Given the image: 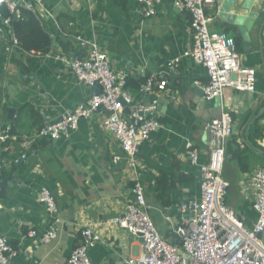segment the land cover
Listing matches in <instances>:
<instances>
[{
	"label": "crops",
	"instance_id": "0c3cea01",
	"mask_svg": "<svg viewBox=\"0 0 264 264\" xmlns=\"http://www.w3.org/2000/svg\"><path fill=\"white\" fill-rule=\"evenodd\" d=\"M43 1L37 18L52 38L49 52H26L13 45L12 30H0V131L10 127L13 137L6 144L0 140V178L6 180L0 187V236L19 252L10 264H67L85 227L102 238L89 252L94 264H124L141 255V240L112 224L134 202L135 181L144 188L157 231L179 245L176 229L185 218L181 207L200 196V170L190 163L188 150L197 149L201 164L209 162L207 126L223 112L232 116L234 130L223 172L231 184L226 202L252 228L257 213L252 208L250 177L264 168V20L253 27L249 44L243 42L238 52L242 65L257 71L255 92L231 88L223 99L206 100L201 88L208 82L205 68L183 57L195 43L191 15L174 0H162L150 18L142 15L137 0ZM207 14L213 18L212 30L228 29L231 36L241 38L236 27L217 18L213 7ZM67 35L95 42L110 58L113 70L125 72L129 80L168 81L164 91L132 93L142 103L146 98L148 103L158 101L154 117L160 124L140 149L135 169L103 126L109 115L103 110L80 121L76 131L58 141H39L23 163L7 165L21 155L23 137L75 111L98 93L97 88L79 83L56 59H81L88 53ZM177 58L180 63L172 72L169 63ZM44 188L56 199L55 217L39 201ZM32 230L37 237L29 235ZM48 231H55L57 237L44 244L39 237Z\"/></svg>",
	"mask_w": 264,
	"mask_h": 264
},
{
	"label": "built area",
	"instance_id": "2783aa9c",
	"mask_svg": "<svg viewBox=\"0 0 264 264\" xmlns=\"http://www.w3.org/2000/svg\"><path fill=\"white\" fill-rule=\"evenodd\" d=\"M175 4L191 15V29L195 34L193 47L187 49L183 57L192 59L205 68L208 76L206 85H201L206 100L223 99L226 90L254 93L257 71L244 67L236 49V40L226 31L210 28L213 18L207 9L213 7L215 0H174ZM11 16L0 19V30L10 28L13 19L21 18V10L36 15L44 8L43 0H0ZM141 13L150 18L157 14V7L162 0H137ZM48 15L53 17L51 12ZM10 30V29H9ZM81 50L87 49L84 58L56 56V59L71 70L77 81L88 87L100 90L90 97L81 107L71 113L47 123L41 129L23 137L22 153L6 163L9 166L25 161L31 149L41 140L58 141L71 131H76L82 120H90L103 110L109 115L103 126L120 144L128 158L131 169L137 167V156L154 131L159 127L155 119L158 101L142 103L128 89L129 76L125 72L113 70L108 55L95 42L75 36ZM13 45L18 46L16 38ZM180 58L169 63V70L175 72ZM168 85L166 79L149 77L140 87V95H149L164 91ZM129 109L126 115L125 109ZM211 135L210 157L207 164L199 162L197 149L189 147L188 158L193 166L200 170V196L182 205L185 215L182 224L176 229L181 243L173 245L157 231L149 215L144 188L135 181L134 202L127 211L114 218L112 224L140 239L142 254L126 259L124 264H264V168H257L250 177L253 191V210L257 220L248 228L242 217L231 209L226 202L231 184L224 179L223 172L227 158V148L233 136V119L230 113L223 112L220 119L207 126ZM12 137L11 128L0 131V140L6 144ZM39 201L46 207L51 217L58 214L55 197L48 189L39 193ZM31 237H37L35 230ZM57 237L55 231H48L40 236L44 244L51 243ZM102 241L99 233L92 227L81 231V241L71 253L67 264H94L89 252ZM6 237L0 236V264H10L18 256Z\"/></svg>",
	"mask_w": 264,
	"mask_h": 264
},
{
	"label": "trees",
	"instance_id": "16d2710c",
	"mask_svg": "<svg viewBox=\"0 0 264 264\" xmlns=\"http://www.w3.org/2000/svg\"><path fill=\"white\" fill-rule=\"evenodd\" d=\"M11 14L7 6L0 2V17L5 19L10 17ZM0 26H3L2 24ZM4 29H10L14 31L15 38L18 42V46L29 53H47L52 45V38L44 31L38 18L35 14L26 10H21V18L13 19L11 27H3ZM228 33V29H226ZM69 37H75L74 35H67ZM236 40V49L238 52L242 51L243 40L239 37H234ZM145 82L129 80L128 89L131 93L140 92L141 85ZM42 128V127H41ZM40 128V129H41ZM39 130V129H38ZM12 132V130H11ZM230 149L227 148V155ZM163 190L162 183H160ZM169 196L166 195V202L168 203Z\"/></svg>",
	"mask_w": 264,
	"mask_h": 264
},
{
	"label": "water",
	"instance_id": "95a60500",
	"mask_svg": "<svg viewBox=\"0 0 264 264\" xmlns=\"http://www.w3.org/2000/svg\"><path fill=\"white\" fill-rule=\"evenodd\" d=\"M217 18L231 26L237 28L238 33L246 44L250 42V32L253 27L261 25L264 20V0H215L213 5ZM12 37L15 38V33L12 31ZM80 59V58H79ZM99 94L100 90L97 88ZM146 98V103L149 104ZM158 109L155 111V114ZM14 111H10L12 115ZM126 115L129 109H125ZM24 161H21L23 163ZM6 183V180H1L0 187ZM8 185V184H7Z\"/></svg>",
	"mask_w": 264,
	"mask_h": 264
}]
</instances>
